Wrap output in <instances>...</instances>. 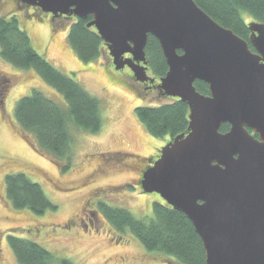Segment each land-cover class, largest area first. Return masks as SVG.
<instances>
[{"label": "water", "instance_id": "water-1", "mask_svg": "<svg viewBox=\"0 0 264 264\" xmlns=\"http://www.w3.org/2000/svg\"><path fill=\"white\" fill-rule=\"evenodd\" d=\"M18 2L91 17L87 27L107 47L114 69L128 66L137 82H153L144 49L149 35L159 42L167 71L158 89L188 105V128L144 169L141 191L185 215L206 264H264V23L247 24L252 50L194 0ZM194 81L206 83L209 94Z\"/></svg>", "mask_w": 264, "mask_h": 264}, {"label": "rangeland", "instance_id": "rangeland-1", "mask_svg": "<svg viewBox=\"0 0 264 264\" xmlns=\"http://www.w3.org/2000/svg\"><path fill=\"white\" fill-rule=\"evenodd\" d=\"M15 1L0 0V15H16L34 49L101 101L103 124L97 133L69 125L70 166L59 169L62 166L56 167L50 155L36 150L30 133L23 136L19 133L21 129L15 122L13 108L32 89L62 107L66 105L65 99L32 69L15 68L0 58V78L9 80L0 104V248L6 264H19L8 236L32 239L54 256L68 258L75 264H178L174 259L146 251L128 230L120 231L108 220V224L101 222L98 229L91 227L88 231L74 225L65 227L71 219L78 222L84 218L82 212L90 198L104 200L109 207L124 208L137 218L151 217L153 203L162 199L155 193L145 194L138 187L128 185L137 180L138 171L145 165L137 156L150 157L168 135L162 139L150 136L134 110L139 105L159 106L171 100L159 96L155 90L142 92L141 84L137 85L130 74L111 68L104 44L99 58L82 63L67 41V30L75 21L73 15H53L19 2L18 7ZM148 76L154 75L148 71ZM95 167L101 171L94 174ZM14 172L26 174L41 185L56 210L36 216L28 209L12 208L5 195L4 175ZM107 226L112 228L105 232Z\"/></svg>", "mask_w": 264, "mask_h": 264}, {"label": "trees", "instance_id": "trees-1", "mask_svg": "<svg viewBox=\"0 0 264 264\" xmlns=\"http://www.w3.org/2000/svg\"><path fill=\"white\" fill-rule=\"evenodd\" d=\"M15 2L18 4V0ZM194 2L218 25L245 39L251 48L247 24L253 20L264 23V0ZM246 18L250 20L247 21ZM90 19L91 17L87 20L76 18L67 30V41L82 63L92 62L101 56L103 43L94 28L87 27ZM19 20L14 14L7 17L0 15V58L15 68L32 69L65 99L66 105L62 107L38 90L32 89L30 94L17 100L13 108L14 119L22 136L27 133L33 136L37 151L50 155L66 170L72 157L69 125L81 131L97 133L103 124L101 101L40 55L31 45L30 36ZM144 52L148 70L156 77L164 76L167 71L166 62L159 42L150 35ZM7 86L9 80L3 78L0 81V100L4 97ZM194 86L199 93L209 94L206 83L194 81ZM134 113L150 136L156 139H162L166 135L173 138L188 128V105L178 99L160 103L159 106L139 105ZM228 129L229 124L225 123L219 131L225 133ZM4 176L5 195L12 208L28 209L36 216L56 210L57 207L44 194L42 186L34 183L26 174L14 172ZM100 207V212L111 225L120 231L128 230L146 251L160 254L166 259H174L177 263L206 264L202 242L191 222L166 203L154 202L151 217L144 218H137L124 208L107 205ZM7 240L19 264H75L68 258L54 256L32 239L8 236Z\"/></svg>", "mask_w": 264, "mask_h": 264}, {"label": "flooded vegetation", "instance_id": "flooded-vegetation-1", "mask_svg": "<svg viewBox=\"0 0 264 264\" xmlns=\"http://www.w3.org/2000/svg\"><path fill=\"white\" fill-rule=\"evenodd\" d=\"M15 4H17L16 2H15ZM19 4V3H18ZM72 18H74V19H76L74 16H71ZM104 47L106 48V54H107V64H109V65H111V68H113L114 69V65L112 64V58H111V56L108 54V50H107V47L105 46V44H104ZM126 57H131V55L129 54V53H126V55H125V58ZM147 63V62H146ZM101 64H104L103 62H101ZM106 64V63H105ZM115 70V69H114ZM116 71V70H115ZM127 72L128 74H130V77H133V79H135L134 78V74H132V71L130 70V68L128 67V66H125L124 68H122L121 70H117V72ZM148 71H150V70H148V63H147V70H146V74L148 75ZM150 77H152L154 80H153V82H144V83H141V82H136V84L138 85V84H141V86H142V92L144 91V93H146V92H149V91H153V90H155L156 92H157V94L160 96V95H163V96H165L164 94H162L160 91H159V89H158V85H159V78L158 77H156V76H150ZM207 95V94H206ZM167 97V96H166ZM168 99H170V100H173V99H178L177 97H175V98H173V97H171V98H169V97H167ZM179 100V99H178ZM180 101V100H179ZM0 114H1V112H0ZM166 138H168L167 140L166 139H164L163 141H162V145H164L165 143H167V142H169L172 138L171 137H166ZM162 145L161 146H158L157 148H156V150H155V152L150 156V157H139V156H137L138 157V159H140L141 161H145V165H144V167L142 168V170H140V171H138L139 172V174H138V176H137V180L136 181H134L133 183H132V185L131 184H129L128 185V187L130 186V188H132V187H138V189H141L140 188V178H141V176H142V173H143V171H144V169H146L148 166H150V165H152V163L155 161V160H157V158L160 156V149H161V147H162ZM100 161H102L104 164H110V163H108V162H106L104 159H100ZM115 162H116V160H115ZM113 163V162H112ZM56 167L57 166H60L61 167V165H59L58 163H56L55 162V164H54ZM59 169H62V167L61 168H59ZM99 171H101V169H98L97 167H95V168H93L92 169V172L94 173V174H96V173H99ZM59 172H60V170H59ZM140 192H141V190H140ZM143 192V191H142ZM146 194V193H145ZM156 194V193H155ZM159 196V195H158ZM157 198V197H156ZM160 198V197H159ZM158 199V198H157ZM156 201H160V200H156ZM87 207H85L84 209H83V212H82V215H84V218H81L78 222H76V221H74L73 219H71V220H69V223L67 222L66 224H65V227H67V228H70V227H72V225H74L75 227H77V228H81L83 231H88L89 229L88 228H91V227H93V228H95V229H98L99 228V226H100V223L101 222H103V223H106V224H108L107 223V219H106V217L104 216V214H102V212H100V206L102 205V206H105V205H107L106 204V201H104V200H97V201H94V200H92V198H90V199H87ZM91 205H94L93 207V209H90L89 210V207L91 206ZM108 206V205H107ZM108 228H104L105 229V232L106 231H110V228H112L111 226L109 227V226H107ZM0 244H1V241H0ZM1 246V245H0ZM7 263V261L5 260V258L2 256V251H1V248H0V264H6Z\"/></svg>", "mask_w": 264, "mask_h": 264}]
</instances>
